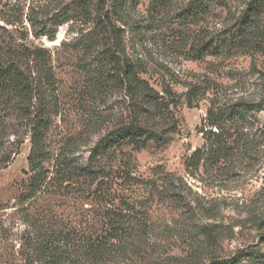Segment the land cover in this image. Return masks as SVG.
<instances>
[{
    "label": "rangeland",
    "instance_id": "obj_1",
    "mask_svg": "<svg viewBox=\"0 0 264 264\" xmlns=\"http://www.w3.org/2000/svg\"><path fill=\"white\" fill-rule=\"evenodd\" d=\"M252 1L0 0V67L34 88L0 92V264H264ZM126 125L157 137L102 154Z\"/></svg>",
    "mask_w": 264,
    "mask_h": 264
},
{
    "label": "trees",
    "instance_id": "obj_2",
    "mask_svg": "<svg viewBox=\"0 0 264 264\" xmlns=\"http://www.w3.org/2000/svg\"><path fill=\"white\" fill-rule=\"evenodd\" d=\"M264 7V0H253L250 3V6L247 9V13L245 15L244 21L241 25L240 31L244 34H247L248 31H250V28L253 26L254 21L256 20V15L261 12V10ZM242 35V34H241ZM13 69H19L16 67H13V64H8V66H1L0 67V92L8 93V97L11 99L12 104L14 106H21L20 103L17 102V99L19 101L22 100L24 95L26 93L31 94L34 90L32 86V82L27 78L26 75H23V73L18 74L19 77L17 78H11L9 79V71ZM19 72V71H18ZM6 96V95H3ZM31 107V104H30ZM28 106L27 111L30 108ZM24 109V106L22 107ZM34 135L32 140L35 139V135L38 134V130L33 131ZM146 134L147 138H155L156 135H153V133H147L143 130L141 126L136 125H126L124 127H121L119 129H116L115 131L109 133L99 144V148H102L101 153H105L109 148L113 147L115 143L119 142L121 144H129V145H135L137 147L143 146L142 136ZM34 142V141H33ZM36 154H32L31 160H38L40 159L42 154V148H38L35 145ZM37 156V157H35ZM82 172H89V174H92L91 169H81ZM79 172V170H78ZM37 178L31 182V184L28 186V189L25 193L21 195V198L23 201L29 200L37 195V191L41 190V183L39 182L38 176ZM264 240V237H263ZM211 264H236L233 260H221V261H215Z\"/></svg>",
    "mask_w": 264,
    "mask_h": 264
}]
</instances>
